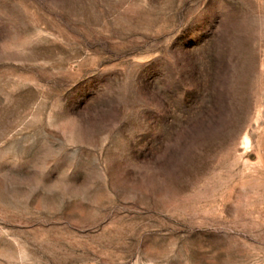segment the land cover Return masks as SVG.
I'll return each mask as SVG.
<instances>
[{
	"label": "rangeland",
	"instance_id": "374dc122",
	"mask_svg": "<svg viewBox=\"0 0 264 264\" xmlns=\"http://www.w3.org/2000/svg\"><path fill=\"white\" fill-rule=\"evenodd\" d=\"M0 264H264V0H0Z\"/></svg>",
	"mask_w": 264,
	"mask_h": 264
}]
</instances>
